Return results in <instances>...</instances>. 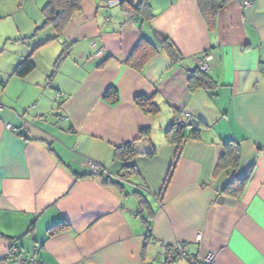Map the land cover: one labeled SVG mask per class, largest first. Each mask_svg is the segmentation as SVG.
Instances as JSON below:
<instances>
[{"label":"crops","instance_id":"0c3cea01","mask_svg":"<svg viewBox=\"0 0 264 264\" xmlns=\"http://www.w3.org/2000/svg\"><path fill=\"white\" fill-rule=\"evenodd\" d=\"M147 9L83 0L57 39H16L25 48L0 78V264L13 245L27 264H166L176 244L186 256L172 264H264V0H226L210 20L196 0ZM142 38L158 53L134 69ZM202 55L214 85L190 91ZM26 58L34 69L13 75ZM186 113L198 136L178 147L165 135ZM226 141L239 145L236 170L216 169ZM127 143L148 153L126 172L115 153Z\"/></svg>","mask_w":264,"mask_h":264},{"label":"trees","instance_id":"16d2710c","mask_svg":"<svg viewBox=\"0 0 264 264\" xmlns=\"http://www.w3.org/2000/svg\"><path fill=\"white\" fill-rule=\"evenodd\" d=\"M83 0H47L45 6L41 10V14L44 18V25H51L55 30L56 36L54 39L60 37V34L64 27L68 24L73 14L80 10V6ZM111 3H116L122 9H128L131 13H139L147 17L148 15V0H139L135 5L130 0H107ZM202 16L209 20L212 19L213 13L226 2V0H196ZM167 41L165 42V45ZM67 50L63 51L58 61L64 58ZM158 53L157 49L146 39L142 38L132 50V53L125 61L127 65L134 69H140L142 65ZM34 63L30 58L24 59L15 69L13 75L18 77H24L28 75L34 69ZM214 84L207 74L197 70L192 74L188 80V89L193 91L198 88H210ZM104 100L113 105L117 103L118 96L117 91L111 87L104 94ZM136 106L145 114L150 116H156L159 112V108L153 102L152 98L144 96L137 97L134 100ZM179 119L176 118L171 128L166 132L165 138L169 143L176 144L178 147L187 140L196 139L198 136V124L194 122V127L191 130H186L179 125ZM222 156L217 162L216 169L224 170L231 168L236 170L240 162V148L234 141H226L222 143ZM116 159L124 163L125 171L132 169L133 166L128 165L135 157L136 154L133 150V144L127 143L121 145L116 149ZM92 176V175H91ZM245 179L240 181V185L237 190H240L244 185ZM235 182L232 181L230 185L226 186L224 192L228 191L229 187ZM234 189V188H231ZM55 233V232H54Z\"/></svg>","mask_w":264,"mask_h":264},{"label":"rangeland","instance_id":"374dc122","mask_svg":"<svg viewBox=\"0 0 264 264\" xmlns=\"http://www.w3.org/2000/svg\"><path fill=\"white\" fill-rule=\"evenodd\" d=\"M46 2L47 0H0V78L4 77L7 70L5 68L12 65L10 63H13L15 56L25 48L21 45L22 42H17L16 39L30 36L32 32L39 35L52 32V26L44 25L41 15V9ZM33 15H37L42 21L37 26L33 25ZM36 29L40 30L35 31ZM29 42L31 39L24 42L25 46Z\"/></svg>","mask_w":264,"mask_h":264},{"label":"built area","instance_id":"2783aa9c","mask_svg":"<svg viewBox=\"0 0 264 264\" xmlns=\"http://www.w3.org/2000/svg\"><path fill=\"white\" fill-rule=\"evenodd\" d=\"M101 1H106V0H101ZM248 5H250V2L246 1L244 3V6H248ZM208 60L209 58L206 55H202L196 58L197 69L200 72L205 74L208 72V66H207ZM194 122L195 120L188 113L184 114V116L181 117L178 121L179 125L184 127L186 130H191L195 125ZM7 129H9V126H7ZM87 164L92 176L102 175L103 170L100 165L90 160L87 161ZM185 256H186L185 247L182 244L181 245L176 244L170 250H168V257L165 263L172 264L175 259ZM4 262L12 263V264H27V260L22 256L20 248L14 245L8 250ZM211 263H212L211 255L205 257L204 260L202 261V264H211Z\"/></svg>","mask_w":264,"mask_h":264},{"label":"water","instance_id":"95a60500","mask_svg":"<svg viewBox=\"0 0 264 264\" xmlns=\"http://www.w3.org/2000/svg\"><path fill=\"white\" fill-rule=\"evenodd\" d=\"M152 34H153V38L156 40V42L159 45H163L167 41L166 36H164L160 32H157V31L152 30ZM174 59H175L176 62L178 61V57H177V55L175 53H174ZM185 70L187 72H189V73H194L195 72V69H189V68H187ZM145 144L146 143H142V144L140 143V144L136 145L135 148H134L135 153L138 154V155H146L148 152H146L144 150L142 151V149H143V147H144Z\"/></svg>","mask_w":264,"mask_h":264}]
</instances>
